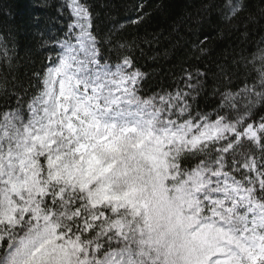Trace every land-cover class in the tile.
<instances>
[{
    "label": "snow or ice",
    "instance_id": "1",
    "mask_svg": "<svg viewBox=\"0 0 264 264\" xmlns=\"http://www.w3.org/2000/svg\"><path fill=\"white\" fill-rule=\"evenodd\" d=\"M65 7L31 96L0 81L15 97L0 109V264H264V47L202 111L204 73L145 96L133 58L104 55L88 0ZM226 7L231 21L246 5Z\"/></svg>",
    "mask_w": 264,
    "mask_h": 264
},
{
    "label": "trees",
    "instance_id": "2",
    "mask_svg": "<svg viewBox=\"0 0 264 264\" xmlns=\"http://www.w3.org/2000/svg\"><path fill=\"white\" fill-rule=\"evenodd\" d=\"M242 2L246 7L229 21L227 0H88L104 55L113 63L133 58L145 73L143 95L185 88L186 70L194 76L199 70L205 75L194 107L208 112L219 92L242 86L241 56L264 47V0ZM65 3L0 0V81L7 79L9 93L27 91V100L37 84L34 73L55 60L73 19ZM6 104L15 107V97L0 92V109Z\"/></svg>",
    "mask_w": 264,
    "mask_h": 264
}]
</instances>
